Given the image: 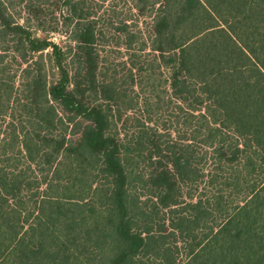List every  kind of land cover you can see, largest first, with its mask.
Masks as SVG:
<instances>
[{
	"label": "trees",
	"instance_id": "trees-1",
	"mask_svg": "<svg viewBox=\"0 0 264 264\" xmlns=\"http://www.w3.org/2000/svg\"><path fill=\"white\" fill-rule=\"evenodd\" d=\"M0 264H264V0H0Z\"/></svg>",
	"mask_w": 264,
	"mask_h": 264
},
{
	"label": "rangeland",
	"instance_id": "rangeland-1",
	"mask_svg": "<svg viewBox=\"0 0 264 264\" xmlns=\"http://www.w3.org/2000/svg\"><path fill=\"white\" fill-rule=\"evenodd\" d=\"M38 35H41V34H38ZM52 39H53V41H54V42H60V41H59V38H58V37H56V36H55V37H53Z\"/></svg>",
	"mask_w": 264,
	"mask_h": 264
}]
</instances>
